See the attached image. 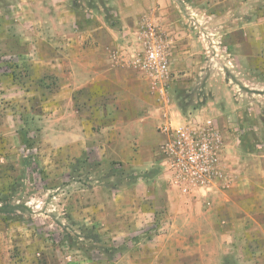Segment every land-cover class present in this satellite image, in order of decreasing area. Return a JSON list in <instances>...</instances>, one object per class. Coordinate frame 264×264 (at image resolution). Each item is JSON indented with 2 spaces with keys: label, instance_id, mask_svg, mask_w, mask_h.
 <instances>
[{
  "label": "rangeland",
  "instance_id": "obj_1",
  "mask_svg": "<svg viewBox=\"0 0 264 264\" xmlns=\"http://www.w3.org/2000/svg\"><path fill=\"white\" fill-rule=\"evenodd\" d=\"M123 1L133 8V0ZM136 2L137 30L128 42L121 36L130 49L122 48L120 54L127 58L128 53L133 62L145 55L149 43H162L173 65L166 95L176 106L179 125L187 124L191 114L218 124L222 117L230 118L226 130L235 135L232 142L242 140L241 151L257 152V145L264 146V128L256 127L264 119V97L259 96L264 81V0ZM57 14L62 23H71V35L68 29L53 27ZM98 21L121 32L119 0H0V74L29 90L7 103L29 121L36 142L34 150L22 144V124L12 128L17 135L10 132L0 143V264H264L259 237L264 224L256 214L257 223L248 221V238L232 241L237 243L235 253L223 256V250L214 247L223 249L229 241L201 238L213 231L239 234L241 228L231 231L208 215V203L218 201L221 188L183 192L167 171L163 176L160 156L154 161L164 141L160 134L147 163L137 169L127 156L118 157L123 148L119 143L80 153L63 140L53 146L44 138L53 93L37 88L47 86L49 78L31 61L38 54L46 57V43H83L82 33ZM243 27L247 46H241ZM175 50L183 59L174 69ZM212 102L222 111L196 112ZM233 103L242 107L243 128L233 116L239 110L227 108ZM153 172L158 174L147 179ZM145 184L151 187L149 200L142 186L129 192ZM105 249L116 250L108 257Z\"/></svg>",
  "mask_w": 264,
  "mask_h": 264
},
{
  "label": "crops",
  "instance_id": "obj_2",
  "mask_svg": "<svg viewBox=\"0 0 264 264\" xmlns=\"http://www.w3.org/2000/svg\"><path fill=\"white\" fill-rule=\"evenodd\" d=\"M133 1L134 5L131 9L124 5L123 0H119V15L123 25L121 32L105 26L100 21L94 22L89 24L86 32L82 33L83 43H46V57L38 54L37 59L31 62L34 66L39 65L38 68H42L43 78H49L47 86L39 84L37 88L47 89L49 95L50 92L53 93L51 94L53 98H49L47 102L48 109L53 114L49 115L48 124L43 129L44 138L53 146L63 140L69 149L80 153L89 152L91 149L101 151V145L109 146L119 143L123 148L117 153L118 157L127 156L131 165L137 169L142 162H146L147 157L152 155L155 141L159 136L157 129L164 125H179V121L174 116L178 114L174 112L176 106L169 102V96L166 95L167 89L164 95L158 93L148 76L131 62L130 57L127 56L128 53L124 54L127 58L120 54L122 48L130 49L127 42L132 40L138 26L139 9L136 8L138 2ZM52 19L56 30L68 29L69 35L72 34L70 22L59 21L58 14ZM73 26L76 28L75 23ZM246 28L243 27L240 30L245 32V43H241V46L248 44ZM78 29L82 30L80 26ZM121 36L127 37L126 43H123ZM174 52L175 69L181 64L183 58L178 50ZM8 79L0 74V143L2 138L10 132L17 135L12 128L23 124L22 113L12 111L7 102H11L13 95L17 97L29 92L24 88L28 85ZM261 86L259 96L264 97V81H261ZM161 99L164 101L162 102ZM158 101L161 102L158 103ZM208 108L213 111L222 109L212 102L203 105L196 112L199 113ZM227 108L239 110L242 107L233 103L232 106L227 105ZM260 110L264 118V105L260 107ZM168 114L174 117L171 119L168 117L165 120L164 117ZM194 115L191 114L187 120H196ZM233 116L237 118L241 128L245 127L246 119L241 110ZM230 121V118L222 117L218 120L219 124L217 123L223 136L225 162L230 181L226 187L218 190L220 194L218 201H214L213 205L208 203V206L212 208L208 215L214 218V224L225 223L228 227L231 226V231H234L236 227L241 228V231L238 232L239 234H233L224 229L225 232L213 231L214 233L209 232L201 236L209 240L229 241L223 249L214 245L218 250H223V256L237 251L235 250L237 243L231 245L232 241L248 238L249 220L257 223L258 219L261 224H264V146L257 145L255 153L241 151L238 148L241 140L238 139L237 143L232 142L235 135L226 130ZM256 127L262 131L264 119H259ZM159 147L160 145L154 161L159 157ZM232 151L236 156L231 155ZM160 168L163 176L166 175V169L162 165ZM141 186L143 192L147 194L146 199L149 200L148 192L151 187L146 184L138 185L129 192L132 193ZM165 192L168 193L169 190ZM249 209L251 211L255 209L256 213L250 216ZM196 236L199 234H195ZM259 237L264 241V231L263 236ZM261 250L264 256V246Z\"/></svg>",
  "mask_w": 264,
  "mask_h": 264
},
{
  "label": "built area",
  "instance_id": "obj_3",
  "mask_svg": "<svg viewBox=\"0 0 264 264\" xmlns=\"http://www.w3.org/2000/svg\"><path fill=\"white\" fill-rule=\"evenodd\" d=\"M144 56L133 64L152 81L161 95L169 80L170 60L162 43H149ZM159 134L164 141L159 147L162 166L173 184L183 192H210L229 184L223 136L213 120H190L187 124L162 126Z\"/></svg>",
  "mask_w": 264,
  "mask_h": 264
},
{
  "label": "trees",
  "instance_id": "obj_4",
  "mask_svg": "<svg viewBox=\"0 0 264 264\" xmlns=\"http://www.w3.org/2000/svg\"><path fill=\"white\" fill-rule=\"evenodd\" d=\"M107 23H110V22L107 21ZM111 26L114 27V25H111ZM22 122H23V127L18 131V135L20 137V140H21L22 144L28 150H34L35 149L36 142L34 141V139H32V137H30V125H29V121L25 117H22ZM157 174H158V172H153L151 177L148 176L146 178L147 179L153 178ZM2 201H3V199H1V202ZM115 250L116 249H108V250L105 249L104 252H105V255H107L108 257H110V256H112L111 254L113 252H115Z\"/></svg>",
  "mask_w": 264,
  "mask_h": 264
}]
</instances>
